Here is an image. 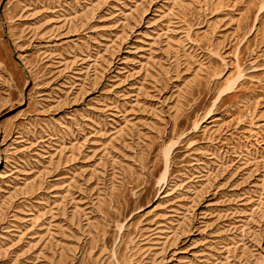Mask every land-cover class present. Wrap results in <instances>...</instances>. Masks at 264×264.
I'll return each mask as SVG.
<instances>
[{"label": "rangeland", "instance_id": "1", "mask_svg": "<svg viewBox=\"0 0 264 264\" xmlns=\"http://www.w3.org/2000/svg\"><path fill=\"white\" fill-rule=\"evenodd\" d=\"M0 264H264V0H0Z\"/></svg>", "mask_w": 264, "mask_h": 264}]
</instances>
